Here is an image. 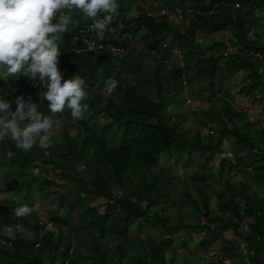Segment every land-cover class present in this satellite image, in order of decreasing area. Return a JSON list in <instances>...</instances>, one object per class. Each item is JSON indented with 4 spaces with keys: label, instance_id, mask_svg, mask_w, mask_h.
<instances>
[{
    "label": "trees",
    "instance_id": "trees-1",
    "mask_svg": "<svg viewBox=\"0 0 264 264\" xmlns=\"http://www.w3.org/2000/svg\"><path fill=\"white\" fill-rule=\"evenodd\" d=\"M152 1L161 2L169 12L149 15V12L156 11ZM117 2L121 5L119 15L109 25L103 39L97 34L95 36L100 41L125 47L126 54L119 58L109 49L85 51L74 55L70 67L63 69L60 63L58 65L64 80L78 74L87 83L86 91L89 95L84 103L88 104V111L82 119L77 120L79 126L84 127L87 132L82 138V147L75 150L74 144L70 152H63L59 158H55L52 146L45 150L37 144L32 150L25 152L17 148L10 137H6L0 141V158L29 176L28 180L22 181L12 189L18 192L25 187L23 199L27 200L29 193L36 186L41 187L53 182L49 179V174L54 173L58 178L70 180L71 184L60 185L57 194H53V190L48 191L49 202L57 199L65 201L72 212L83 196L88 200L103 197L106 200L104 213L95 214L94 205H87L86 210L82 212L84 225L90 228V255L98 260V264H107L112 255H118L117 262L122 264L120 260L125 251L134 249V246V264H175V260L169 258L173 236L200 229L204 231L197 242L200 249L207 251L216 240L225 244L221 257L206 264H226L225 259H231V264H237L236 259H240L241 241L254 250L252 263L264 264L263 199L251 190L248 183H241V190L234 192L228 187L227 181L226 185L222 184L219 189L214 190L217 207L214 211L211 208V197L207 193L208 188L212 186L208 180L215 179L218 175L224 176L228 170L245 162L253 166L257 179L264 178V126L255 128L256 120L248 121L245 112L237 110L229 103H225L221 108H216L213 104L204 109L198 108L201 114L200 124L193 137L188 138L186 130L181 126L187 115H183L181 121H173L164 110L165 102L184 95L188 83L205 79L210 91H219L225 79L239 71L243 72L244 83L238 93L249 97L251 103L258 102L264 110V42L259 38L257 31H254L256 19L259 24L263 23L259 14L264 7V0ZM134 2L138 15L126 18L122 13L129 10ZM236 2L242 7L231 9L230 5ZM177 6L184 9L192 6L195 9L189 29L174 22L173 18H177L171 12ZM251 7L257 8L258 12L255 13ZM72 19L77 22L88 20L78 10L72 12ZM53 22H58V17ZM121 22L123 25L119 27ZM225 30H229V35L204 48L197 38V35L203 32L210 34ZM75 31L72 22L68 31L60 34L63 40L60 45V57L74 47L72 36ZM139 31H143L140 35L144 45L142 49L132 45L131 35ZM250 31L253 34H249ZM173 46L179 47L184 57L192 56V65L185 63L181 68L179 61L173 60L171 68H168L163 58L168 55L167 49ZM224 51L228 52L227 56ZM256 52L262 57L255 55ZM110 77L118 81V87L115 89L121 93L118 101L105 97L100 92ZM184 78L187 85L184 84ZM16 79V90L23 91L27 100L31 97L39 111L51 116L54 121L62 122L65 118L68 122L73 120L69 111L55 116L51 114L44 98L47 89L38 81V77L29 79L18 74ZM35 82L37 84L34 86ZM0 91L11 93L9 85L3 80H0ZM2 95L3 93H0V96ZM4 97L13 102L12 111H15L14 101L9 96ZM102 111L107 113L109 120L100 127L93 128L89 117L92 118ZM88 112L91 113L87 118ZM202 128L209 129L211 134L216 130L215 139L209 133L208 140L203 141L205 135L202 134ZM109 129L113 133L112 141L108 137ZM185 148H188L189 153L199 150L204 157V172L192 175L193 179L197 180L196 188L202 197L203 209L200 210L197 201L186 194L187 199L204 217V222L201 223L200 218L193 224L171 223L164 216L154 214L151 221L161 228L165 238L160 243H152L143 238L133 240L128 234L130 226L137 220L150 221V207L160 202L164 196L160 190L154 195L155 190L159 188V176L154 171L159 168V155L163 151L174 149L181 152ZM9 150L14 153L12 158L7 157ZM45 151L48 154H45ZM87 151L89 156L84 160L82 167V156L88 154ZM38 158H41L43 174H34L31 170L34 160ZM217 159L219 171L214 173L211 166ZM226 163L230 165L227 166ZM137 173L145 180L143 186L140 181H134ZM83 175L89 178L86 179ZM7 189L9 188H0V192ZM115 191L119 193V197L113 195ZM111 198L114 199L113 202H110ZM15 206L0 203V230L4 226L15 227L19 224L32 235L22 236L17 233L16 239H10L0 231V237L11 243L0 242V264H32L35 259L43 263L46 257L48 264H55L57 257L61 258L59 264H64L65 259H69V264L78 262V248L74 250L68 242L61 247L63 231L60 226L56 232L55 227H45V222H40L41 215L35 209L28 217L16 218L13 214ZM258 211L261 214L257 215ZM243 215L254 216L249 230H242L239 226ZM51 220L53 223H68L67 216L60 218L56 215L51 217ZM114 225L118 227L115 230ZM227 231L232 232V239H226L224 234ZM38 241L40 245L36 246Z\"/></svg>",
    "mask_w": 264,
    "mask_h": 264
},
{
    "label": "rangeland",
    "instance_id": "rangeland-1",
    "mask_svg": "<svg viewBox=\"0 0 264 264\" xmlns=\"http://www.w3.org/2000/svg\"><path fill=\"white\" fill-rule=\"evenodd\" d=\"M190 8L195 11L192 6ZM251 8L253 9V7ZM134 11H137L135 8V2L131 4L129 13H135ZM193 11L187 13L183 19L173 18L174 22H177L184 28L189 29L192 23L191 20L193 19ZM261 11V13L259 12V16H262L263 23L259 24L256 19L254 31H257L259 38L264 42V7ZM142 32L143 31H139L132 33L131 35L132 45L138 49H142L144 46L140 39ZM226 35H229V30L210 34L208 32H203L198 34L197 38L201 46L204 48L211 45V43L215 40L224 38ZM158 49L160 50L161 47H158ZM184 61L185 63L192 65L193 57L187 55L184 57ZM4 70L5 69L0 67V72H3ZM131 80L133 81L132 78ZM6 83L9 85L11 92H17L16 78H10ZM243 83L244 79L242 71H239L234 76L225 79L223 87L219 91H210L206 86L207 81L205 79L194 80L188 83L182 97L179 99L171 98L165 102L164 110L166 111L168 117L173 121H181L182 116L187 115V118L182 120L181 126L184 130H186L188 138H192L196 129L199 127V118L201 117V114L198 112V108L200 107L204 109L205 107L213 104H215L216 108H221L225 103H229L237 110L245 112V118L248 121L254 122L256 120L257 122L255 128H257L256 126L263 127L264 110L261 108L260 104L258 102L251 103L249 97L238 93V90ZM100 92L103 96L111 97L115 101H118L121 96V93L118 90H115L111 95H109L105 90V86L101 88ZM144 92L147 91L144 90ZM66 112L68 113L67 109L64 114ZM89 113L91 112H88V116H86L87 118L90 116ZM108 120L109 117L105 111L97 113L96 116L92 118L89 117V121L93 125V128L100 127L102 123H106ZM208 130L209 129L207 128H202V134L205 135V138L203 137V141L208 140L209 133L214 139L217 135L216 130L213 134H211L210 131L208 132ZM86 133L85 128L79 126L77 120L71 119V122L66 121V118L62 122L55 120L52 137V148L54 149L55 158H59L60 154L63 152H70L74 144L75 150L80 149L82 147V138ZM108 137L112 141L113 133L110 129ZM87 153L88 154L85 153V155L82 156V167L84 160H86L89 156L88 151ZM203 159L204 157L199 150L189 153L188 148H185L181 152H177L174 149H172V151H163L159 155V168L155 170L153 169L159 176L157 180V186L159 188L155 190L154 195H157L158 192L162 191L164 196L160 202H156L150 207V221L137 220L130 226L128 234L133 240L143 238L152 243H160L165 238L161 228L156 223L151 221L154 214L164 216L171 223L183 222L193 224L200 218L201 223L204 222V217L199 214L195 205L189 201L186 196V194H188L194 198L197 201L200 210L203 209L202 197L196 188L197 180H194L192 177L195 173L204 172ZM226 165L229 166L230 164L226 163ZM48 166L50 167L51 163ZM211 168L214 173H218L219 159L215 161ZM82 177L86 179L89 178L87 175H83ZM28 179L29 176L27 174L19 172L15 166L10 165L7 161L0 158V188H9L4 192H0V203L9 205L10 202H14L16 198L19 197L21 204H28L32 209L37 210L38 214L45 219V227L48 229L55 227V232L58 230L59 226L62 228L63 235L60 241L61 247L68 242L71 243L74 250L78 248L80 252V256H78L77 260L78 262L74 261L75 263L73 264H98V260L90 255L92 252V247H90V228L84 225L82 212L86 210L87 205H94L96 206L95 214L97 212L104 213L106 200L103 197L88 200L85 196H83V198L76 204L72 212L69 211L65 201L57 199L54 202H49L48 191L53 190V194H57L58 189L62 186V184H66L68 186L71 184L70 180L58 178V176L54 173L49 174V179L53 182L41 187L36 186L32 189V192L29 193L27 200H24L23 195L25 187H22L18 192H15L12 187L19 185L22 181ZM134 181H140V184L143 186L145 180L142 179L140 173H137L135 174ZM208 181L212 186L210 189L208 188L207 193L211 197V208L214 211L217 210L215 205L214 190L219 189L222 184L226 185L227 181H229L228 187L234 192L241 190V183H248L251 190L257 193L264 201V178L259 180L255 177L253 166H250L249 162L239 164L233 167L232 170H228L224 176L218 175L215 179H210ZM202 184H204V182H202ZM12 205L15 204L12 203ZM56 215L60 218L67 216L68 223H53L51 217ZM117 228L118 227L114 225L113 229L115 230ZM203 233V229H200L190 230L183 235L173 236L171 244L172 249H170L169 258L172 257L175 260V264H206L210 260L220 258L222 247L225 245L224 242L220 240L213 242L207 251L197 247V242ZM224 235L227 237L226 239L233 238L231 231L225 232ZM134 247L136 248V246ZM135 248L125 251L122 259L120 260L122 264L135 263ZM171 250L176 251V253ZM59 259L61 258L57 257L55 264H59ZM45 260H48V258L46 257ZM117 260L118 255H112L108 259L107 264H119ZM229 260L231 262V259ZM236 261L237 264H241V260L239 258H237Z\"/></svg>",
    "mask_w": 264,
    "mask_h": 264
},
{
    "label": "clouds",
    "instance_id": "clouds-1",
    "mask_svg": "<svg viewBox=\"0 0 264 264\" xmlns=\"http://www.w3.org/2000/svg\"><path fill=\"white\" fill-rule=\"evenodd\" d=\"M120 7L117 0H0V67L5 69L0 72V80L7 82L18 74L29 79L38 77L47 89L44 98L53 116L67 109L73 120L82 119L89 107L84 103L89 95L87 83L78 74L64 80L58 67L63 43L60 34L68 31L72 12L78 10L85 19L92 21L90 27L103 39L109 25L119 15ZM57 17L58 22L54 23ZM94 48L93 42L89 51ZM117 87L115 78L105 81L109 95ZM17 92L0 91L3 93L0 96V141L10 137L16 147L25 152L37 144L45 150L50 148L55 121L39 111L31 97L25 101L23 95L16 98V109L12 111L13 102L4 96ZM13 155L11 150L7 152L8 158ZM12 203L16 205L13 208L16 218L31 215L33 209L28 204H21L19 197L9 203L10 207ZM0 231L10 239H16L17 233L32 235L19 224L4 226Z\"/></svg>",
    "mask_w": 264,
    "mask_h": 264
},
{
    "label": "built area",
    "instance_id": "built-area-1",
    "mask_svg": "<svg viewBox=\"0 0 264 264\" xmlns=\"http://www.w3.org/2000/svg\"><path fill=\"white\" fill-rule=\"evenodd\" d=\"M241 4L236 2L230 5L231 9H237V8H241ZM153 9H155L156 11L153 12H149L148 14L151 16H156V15H161V14H166L169 12V9L165 6L162 5L161 2L158 1H153ZM193 11L192 8L187 7V8H182L180 6L175 7V9L171 12L172 15L174 17H176L177 19H183L184 16ZM253 11L256 13L258 12V9L253 7ZM65 12H67V10H65ZM135 12V11H134ZM124 16L127 17H136L138 15V12L136 11L135 13H129V10H124L123 13ZM72 22H74V27L76 28V31L74 32L73 36H72V42L75 44L74 47H72L71 49H69L65 55L59 57V63L62 65L63 69H66L68 67H70L71 62L73 61V57L75 54H80L82 52L88 51V52H96L99 50H103V49H109L113 55L121 58L123 55L126 54L127 49L123 46H119V45H113L110 44L108 42H104V41H100L99 39L96 38V32L94 29H92L90 27V25L92 24L91 20H86L84 22H77L74 19H72ZM123 25V22L119 23V27H121ZM111 29H113L111 27ZM253 34L252 31L249 32V34ZM235 40H237L236 37H234ZM88 41V43L86 44L85 41ZM95 43V48L94 50L89 51V46L92 43ZM168 51V55L166 57L163 58L164 63L167 65L168 68H171L172 65V61L173 60H178L180 63L181 68L185 66V61H184V54L183 51L177 47V46H173L167 49ZM224 55L227 56L228 52L224 51ZM255 55H257L258 57H262V55L258 52L255 53ZM39 82H41L38 79ZM42 83V82H41ZM37 84V82L34 83V86ZM184 84L187 85V80L186 78H184ZM24 96L23 91L17 92L16 94H9L8 96L10 97V99H12L13 101L16 100V98L18 96ZM25 101H27L26 97L24 96ZM189 101V99H188ZM45 154H48L47 151H45ZM34 164L32 165V172L34 174H41L42 173V168H41V158H38L36 160H34L33 162ZM84 195V194H82ZM114 196L119 197V193L117 191L114 192L113 194ZM114 199L111 198L110 202H113ZM257 215L261 214L260 211H258L256 213ZM41 223L45 222V219L43 217H41L40 220ZM254 222V216L252 215H243L240 220H239V226L242 230H249L251 227V224ZM0 242L3 244H11L10 242H7L5 240L4 237H0ZM36 246L40 245V242L38 241L36 244ZM239 250H240V260H241V264H253L252 263V256L254 255V250L249 248L245 242L241 241L239 244ZM70 253H73V248L70 249ZM224 262L226 264H231L229 259H225ZM44 264H48V260H43ZM42 262H39L38 260H33L32 264H43ZM70 261L69 259H65L64 260V264H69Z\"/></svg>",
    "mask_w": 264,
    "mask_h": 264
}]
</instances>
